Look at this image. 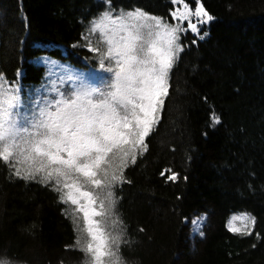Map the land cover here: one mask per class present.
Segmentation results:
<instances>
[{"label": "trees", "instance_id": "16d2710c", "mask_svg": "<svg viewBox=\"0 0 264 264\" xmlns=\"http://www.w3.org/2000/svg\"><path fill=\"white\" fill-rule=\"evenodd\" d=\"M112 3L117 11L139 7L175 23L170 0ZM202 3L214 17L201 30L208 35L181 34L184 51L146 138L148 150L124 170L131 183L114 188L126 239L134 242L121 245L128 264H264V0ZM105 7L103 0H0V75L25 99L36 90L46 89L50 98L57 88L72 87L69 75L103 87L100 77L110 74L82 34ZM97 36L90 37L94 46L104 47ZM213 112L219 124L213 125ZM165 169L178 179L166 180ZM10 173L0 162V260L82 264L83 253L66 247L77 236L65 214L74 206L38 179ZM240 213L256 217L252 235L227 230ZM202 214L208 216L204 237L193 239L192 220ZM103 219L108 231L120 228L115 217Z\"/></svg>", "mask_w": 264, "mask_h": 264}, {"label": "snow or ice", "instance_id": "6c2138e0", "mask_svg": "<svg viewBox=\"0 0 264 264\" xmlns=\"http://www.w3.org/2000/svg\"><path fill=\"white\" fill-rule=\"evenodd\" d=\"M103 3L106 7L90 21L88 35L82 34L100 69L110 74L100 77L103 87L85 76L69 75L72 87L57 88L50 98L43 95L46 89L36 90L34 98L25 99L19 86L0 75V162L11 175L38 179L59 192L63 203L74 206L65 214L72 215L77 236L66 247L83 253L82 264H128L121 245L134 242L126 239L114 188L131 183L124 170L148 150L146 138L160 120L170 72L184 51L181 34L190 30L203 39L208 33L201 35L198 25L214 17L202 0H170L174 7L169 16L175 23L139 7L117 11L112 0ZM97 33V45L104 47L90 39ZM212 122L220 123L214 112ZM161 175L178 179L171 169ZM105 217H115L112 223L120 228L108 231ZM232 220H240L242 227L230 223L229 231L252 235L256 217L244 213ZM198 223L199 218L193 221Z\"/></svg>", "mask_w": 264, "mask_h": 264}, {"label": "rangeland", "instance_id": "374dc122", "mask_svg": "<svg viewBox=\"0 0 264 264\" xmlns=\"http://www.w3.org/2000/svg\"><path fill=\"white\" fill-rule=\"evenodd\" d=\"M197 253V251H194V253L193 254H196Z\"/></svg>", "mask_w": 264, "mask_h": 264}]
</instances>
